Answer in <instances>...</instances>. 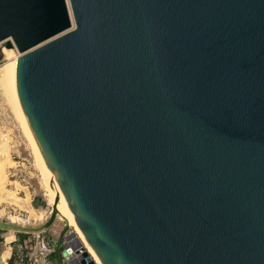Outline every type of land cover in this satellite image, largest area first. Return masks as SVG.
I'll return each instance as SVG.
<instances>
[{"label": "water", "instance_id": "water-1", "mask_svg": "<svg viewBox=\"0 0 264 264\" xmlns=\"http://www.w3.org/2000/svg\"><path fill=\"white\" fill-rule=\"evenodd\" d=\"M0 44L102 264H264V0H0Z\"/></svg>", "mask_w": 264, "mask_h": 264}, {"label": "rangeland", "instance_id": "rangeland-1", "mask_svg": "<svg viewBox=\"0 0 264 264\" xmlns=\"http://www.w3.org/2000/svg\"><path fill=\"white\" fill-rule=\"evenodd\" d=\"M0 86L1 251L4 248V240L8 241V237L12 240L19 238L18 234L24 233V236H28L40 230L49 217L54 200L42 180L41 169L45 174L46 169L40 164L25 127L15 113L1 82ZM46 176L50 181V176ZM59 217L58 215L49 228L41 230L51 238L59 239L64 231L70 230L81 237L73 225L70 226L66 220ZM14 232L16 236L13 237ZM93 258L95 259L94 256Z\"/></svg>", "mask_w": 264, "mask_h": 264}, {"label": "bare ground", "instance_id": "bare-ground-1", "mask_svg": "<svg viewBox=\"0 0 264 264\" xmlns=\"http://www.w3.org/2000/svg\"><path fill=\"white\" fill-rule=\"evenodd\" d=\"M0 49H1V54H2V60L0 61V82H1V85L3 86L2 88L5 90V94L7 96H9L10 99L9 98L8 99L11 100V104H12L13 109L15 110V113L17 114L19 120L22 122L23 126L25 127V132L29 138L30 143L32 144V146L36 152V155H38L40 164L43 166V168L46 169V174L41 169L42 180H43L45 186H47V188L49 189V191L51 193V196L54 200V204H56L58 215L61 218H63L64 220H66L70 226L73 225L76 228L77 232L81 235V237L79 235H77L76 233H75V235L80 240L82 245L85 246L86 251H88L89 254H92L95 257V259H94L93 256L91 255L96 264H102L100 262L98 256L96 255L94 250L91 248V246L87 243L83 234L81 233L78 226L76 225V222L73 218V215L71 214L62 193L59 191V189H58V187H57V185L53 179L52 174L50 173L46 164L44 163V160H43V158H42V156L38 150V147L35 143V140L31 134V131L29 130V127L27 125L25 117L23 116V113H22L21 108L19 106V102L17 100V95L15 92V84H14V64H15V59L19 54L17 53L16 50H14L12 48L7 49L4 46H2L1 44H0ZM46 175L50 176V178H51L50 181L48 180ZM10 239H11V237L7 238L8 241H10ZM71 243L74 244V241L72 239H71Z\"/></svg>", "mask_w": 264, "mask_h": 264}, {"label": "built area", "instance_id": "built-area-1", "mask_svg": "<svg viewBox=\"0 0 264 264\" xmlns=\"http://www.w3.org/2000/svg\"><path fill=\"white\" fill-rule=\"evenodd\" d=\"M70 232L73 230L63 233L61 243L57 241V238L48 237L41 229L26 235L25 238L4 240V248L0 251V264H68L64 257L57 253V250L67 243L65 240L67 234L65 233L69 234ZM14 235L15 232L13 237ZM78 241L82 245L79 239ZM82 246L85 248L84 245ZM54 253L57 255L56 258L53 257Z\"/></svg>", "mask_w": 264, "mask_h": 264}, {"label": "trees", "instance_id": "trees-1", "mask_svg": "<svg viewBox=\"0 0 264 264\" xmlns=\"http://www.w3.org/2000/svg\"><path fill=\"white\" fill-rule=\"evenodd\" d=\"M18 235H19V238L25 237V236H24V235H25L24 233H22V234H18ZM56 256H57L56 253H54V254H53V257L56 258Z\"/></svg>", "mask_w": 264, "mask_h": 264}]
</instances>
